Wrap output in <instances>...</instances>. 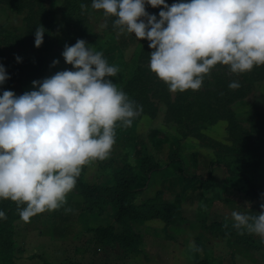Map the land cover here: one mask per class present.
Listing matches in <instances>:
<instances>
[{"label":"rangeland","instance_id":"rangeland-1","mask_svg":"<svg viewBox=\"0 0 264 264\" xmlns=\"http://www.w3.org/2000/svg\"><path fill=\"white\" fill-rule=\"evenodd\" d=\"M11 1L0 0V64L4 66L10 78L12 76L18 78L16 85L19 88L7 89L17 96L36 90L33 87V81H42L66 69L74 70L65 62L62 53L65 45H74L79 39L86 41L96 51L102 52L110 65L120 69L117 76L109 79L125 93L132 88L138 69L142 72L143 80L137 84L138 89L144 91L143 97L148 105L144 109L141 108L130 127L117 126L116 143L107 159L97 160L84 166V172H82L86 184L104 187L111 184L119 171L128 170L127 173L137 179V187L141 188L142 192V195L135 196L131 201V204L136 205L141 198L148 199L151 195L156 197L162 194L160 189L167 186V183L163 182L164 179L181 178L174 173L172 166H168L171 159L177 158L183 162L189 177L198 176V179L194 180L196 184L193 190L189 191L196 192L195 196L198 200L191 204L183 199L178 200L183 205L185 219L184 223H181L182 229L185 230L184 234L175 236L178 242L182 244V239L188 236L187 234L194 236L198 233L190 227L195 220L200 222L205 219L208 225L227 223L229 226L233 223L231 218L233 211L254 215L250 209L259 205L260 201L259 197L250 193V189L254 188L257 192L264 191V66H256L249 72L236 75L232 74L228 67L217 65L209 75L205 76L200 90L171 93L168 86L148 67L149 54L152 51L149 42L138 40L134 34L120 33L119 30L112 29L113 22L108 23L107 19L115 18L106 19L102 11L92 9V0L85 2L87 9L83 12L85 11L87 16L89 30L83 35L76 34L73 29V18L64 6L65 1L68 0H42L45 10L51 11L53 15L52 24L48 25V34L49 38L55 42L52 50L45 53L34 52L30 48V39L34 35L31 29L38 18L36 15L38 0H25V3L30 1V9L25 7L21 13L11 10L13 4ZM178 2L181 0H166L169 6ZM161 10L157 8V11ZM17 56L20 57L19 62L16 59ZM56 60H59V64L53 66ZM213 74H216L218 78L225 77L226 83L241 82L243 79L241 97L232 98L231 94L226 92L217 94L215 98L202 97L208 102L207 105H210V109H205L208 121L201 118L200 121L203 124L197 123V125L202 127H196L194 132L186 133L184 123L188 111L182 112L180 109L189 102L195 103L194 95L197 93L203 94L212 88ZM137 151L140 153V159L152 158L154 163L165 169L145 173L139 168L141 161L135 158L134 154ZM227 167L230 170L227 171ZM208 171L210 175L207 177ZM168 184H170L168 187L170 192L172 190L179 192L180 188L175 185L176 183L168 182ZM166 192L164 190L165 196ZM72 193L74 192L67 196L63 206L72 209L70 219L74 231L69 233L68 239H63L66 242H62L63 240L59 238L58 242L50 245L46 254L40 255V250L37 248L40 247V243L36 241L35 235L38 232L43 236L49 234L50 227L45 223H37L34 228L29 229L28 233L20 218L10 227L12 239L15 242L13 254L10 256L0 254V264H48V257L58 255V247H67L61 255L63 258H69L68 255L74 252L73 247L78 249L85 247L84 252L89 256L98 253L97 234L89 230L91 229L89 224L92 226V223L87 215L80 213V208L83 207L81 199L77 195L73 196ZM52 212L54 213L55 210ZM113 214L112 208H106L98 222L96 221L97 226L105 227L108 223L114 224L111 221ZM45 215L48 216L49 222V211L48 215L45 211L34 217L40 221ZM150 227L153 228V226ZM116 229L120 230L117 226ZM132 229L134 233L137 231V235L145 231L152 232L151 234L154 235L158 234L162 238L161 241L163 237L169 238V235H172L170 231L163 234L156 230H144V227L138 225H132ZM240 236L243 238L241 243L236 242L234 238L228 241L208 236L211 237L210 242L204 243L205 251H207L206 258L210 261V258L215 257L220 261H210L206 264H236L231 263L235 261L238 264H264V239L255 234H248L246 231ZM49 241V239L46 240L45 245ZM156 252L161 257V259L156 257V264L192 263L188 260L173 262L170 256H163L160 251ZM28 253H32L34 258L37 257L34 263L30 262L34 258L31 259ZM133 264L139 263L134 260Z\"/></svg>","mask_w":264,"mask_h":264},{"label":"clouds","instance_id":"clouds-1","mask_svg":"<svg viewBox=\"0 0 264 264\" xmlns=\"http://www.w3.org/2000/svg\"><path fill=\"white\" fill-rule=\"evenodd\" d=\"M146 5L162 9L159 19ZM91 7L114 17L120 33L149 42L148 67L171 93L200 90L217 65L236 75L264 66V0H181L171 6L166 0H92ZM45 31L36 28L37 48ZM62 56L74 70L33 81L36 90L20 96L9 90L0 95V199L15 202L25 222L61 208L82 168L107 159L117 126L130 127L141 111L109 79L120 69L102 52L79 39L65 45ZM8 79L0 64V85ZM260 207L256 215L233 211L232 227L264 239V203ZM0 219H6L4 211Z\"/></svg>","mask_w":264,"mask_h":264},{"label":"trees","instance_id":"trees-1","mask_svg":"<svg viewBox=\"0 0 264 264\" xmlns=\"http://www.w3.org/2000/svg\"><path fill=\"white\" fill-rule=\"evenodd\" d=\"M90 0H68L65 1L64 6L68 9L72 19L73 29L76 31V34L83 35L89 30V23L85 11L81 10L80 5L89 2ZM11 10L16 13H21L24 11L25 7L30 9V1L25 3V0H12ZM38 10L36 15L38 16L37 21L33 23L32 29L34 35L30 39V48L34 52L45 53L46 51H51L55 42L49 38L48 34V25L52 24L53 15L51 11H46L42 0L37 2ZM32 10V8H31ZM30 10V11H31ZM75 11H78L75 13ZM146 11L149 14H154L159 16L157 8H153L150 5L146 7ZM159 19V17H158ZM108 23H112L114 19H107ZM43 25L45 28L44 43L40 48L35 46V31L36 28ZM112 29L115 28L112 25ZM109 63V61H108ZM143 76L140 69L137 71V77L135 76L134 83L131 89L126 91V94L136 102L140 108L144 109L148 104H146V99L144 96V91L138 89V84L142 82ZM208 80V79H207ZM222 80V81H221ZM225 77H217L216 74H213V84L212 88L208 89L203 94L197 93L194 95L195 103L189 102L186 106H183L180 110L188 111L185 115L186 120L184 127L186 133H192L198 126L197 123H201L200 119L208 121L206 116L205 109H210V105H207L208 102L202 99L205 96L216 97L217 94L226 92L231 94L232 98L241 97L243 89L241 88V82L239 81L240 87L238 89H230L228 83L225 82ZM18 80L17 77L12 76L8 82L0 85V93L3 90L10 89L12 84L16 83ZM225 82V83H224ZM138 83V84H137ZM234 91V92H233ZM192 110V112L190 111ZM194 112V114H193ZM199 116V117H197ZM119 126V125H118ZM135 158L141 161L139 168L142 169L145 173L151 171H161L165 168L159 167L156 163L153 162L152 158L140 159V153L137 151ZM173 158V157H171ZM150 164V165H149ZM168 166H172V169L175 174L179 175L186 183H192V181L197 180L198 176L189 177L185 171L184 164L180 159L174 158L171 159L168 163ZM222 166V165H221ZM230 170L227 167V171ZM84 172V167L82 168ZM81 171L80 176L77 179L76 187L72 192L81 197L82 202L86 210L93 217H100L103 215L105 209L108 206L117 208V211L114 215V220L117 224L121 226V235L114 233V228L111 225L105 227L95 228L96 242L99 248L103 249L107 246L119 247L122 254L125 256H130L131 254H136L138 251V240L139 235L134 233L131 227V223H143L148 220L159 219L164 222L165 225H176L183 222L185 219L181 215V211L173 203L167 204L162 203L161 194L156 197L147 199L144 203L140 205L131 204V201L140 192V188L137 187V179L134 176L127 173L128 170L122 169L117 173L110 185L101 186V185H88L83 180V172ZM207 177L210 175L208 171ZM232 175V173H230ZM252 195L259 197V205L253 206L250 209V212L254 215L262 211L260 205L264 203V191L257 192L254 188L250 189ZM250 194V195H251ZM20 208H23L24 205H20ZM0 211H4L6 214V219H0V254L2 255H12L13 249L15 247V242L12 239V232L10 230L11 225L14 221L20 219L18 214V205L11 200H2L0 199ZM201 221V220H200ZM202 222V221H201ZM203 223V222H202ZM208 228L216 231L220 236L227 238H234L236 242H243V238L239 235L236 229L229 225L227 228L224 225L219 223H212ZM8 257V256H7ZM7 261H10L7 259ZM12 261V258H11Z\"/></svg>","mask_w":264,"mask_h":264},{"label":"crops","instance_id":"crops-1","mask_svg":"<svg viewBox=\"0 0 264 264\" xmlns=\"http://www.w3.org/2000/svg\"><path fill=\"white\" fill-rule=\"evenodd\" d=\"M15 88H19L17 87L16 83L12 84L11 89L14 90ZM167 181L171 182V184L176 183L175 185H177L180 188L179 192L178 191L175 192V190H172V192H170L168 190V187L170 184H168ZM163 182H166L167 186H164L162 190L160 189V191L162 192L161 194L162 203H167V204L173 203L177 208L180 209L181 215L183 217V213H184L183 212L184 210L182 209L183 205L178 200L183 199V201H188L189 202L188 204L195 203L198 200L197 197L195 196L197 193L196 192L193 193L192 191L191 192L189 191L193 190V186L194 184H196V182L194 181L189 184V183H186L181 178H177V177H171L168 179H164ZM164 190L167 191L166 196L164 194ZM188 193L190 195H188ZM72 195L76 196L75 193H72ZM138 195H142V192L141 191L138 192L136 196ZM186 195L188 197H186ZM79 198L81 199V197ZM150 198H153V196L151 195L148 197V199ZM146 200L147 198L146 199L141 198L139 200V203L136 205H140L144 203ZM81 203L83 207L80 208L81 210L80 213L84 216L87 215L89 217L90 223H92V226L91 224H89L91 227V229L89 230L95 233L94 230L97 226L96 221L98 222L101 216L94 218L86 210L82 202V199H81ZM63 206L55 210L54 213L52 211H49V217H50L49 222H48V216L45 215L44 219H40V221L37 220L36 217H34V219H30L28 222L23 221L22 223L24 225V228L28 230L27 231L28 233H29V229L34 228L37 225V223H40V224L45 223L50 227V231L48 232L49 234L43 236L42 233L38 232V234L35 235L36 241L38 240V243H40V247H37L40 250V252L38 251L39 253H41L40 255L46 254V252H48V248H50L53 244H55V242H58L57 240H60L59 238H61V240L68 239L69 233L74 232L73 227H72V221L70 219L71 211L70 212L66 211L67 208ZM107 208H112L114 210V214L112 215V218H111V221L114 222V224L108 223L107 225L113 226L114 233L121 235V226L117 224L114 220V215L117 211V208L112 207V206H108ZM46 212L48 215V211ZM195 221H198V220H195ZM195 221L193 222V225H190V227L198 231V233L195 234L194 236H190L189 234H187L188 236L182 239V244L178 242V239L175 238L176 235L181 234V233L184 234L185 232V230L182 229L183 228L181 224L182 222L176 225H165L163 221L159 219H153V220L145 221L143 223H131V227L132 225H138L139 227L140 226L144 227V230L146 229L156 230V231L162 232L163 234L170 231L172 235H169V238H167V236L166 238L163 237V241H161L162 238L158 236V234L154 235V234H151L152 232L150 233L146 231L144 233L139 232L138 249H137L138 252L135 254L134 257L123 255L121 249H119V247L117 246L116 247L107 246L103 248V250H101V248H99L100 246L97 245L98 253H95L94 256L87 255V253H85L83 249L85 247L79 246L80 249H78V247L77 248L73 247L72 251L74 252H72L71 255H68L69 258H63L61 257V255H63L67 247H58L57 248L58 255L52 258L48 257V264H133L134 260L137 261V263L139 264L140 263L141 264H156V257L158 256L156 251H160V254H162L163 256H170V259L173 262H179L181 260H186V261L188 260V262H192L190 264H198V263L206 264L207 262H210V261L219 262L220 260L215 257L210 258V261L206 258L207 251H205L204 243H206L207 241L210 242L209 240L211 239L212 236H215L217 240L225 239L229 241L232 238L222 237L213 229L208 228V226L210 225H208L207 222L205 223V219L201 220L203 223L201 221L200 222L198 221L197 223L199 224L195 223ZM116 226L120 229L119 231H117ZM150 226H153V228ZM30 234H32L31 231H30ZM136 234H138L137 231H136ZM208 236H211V237H208ZM48 239L50 241L47 245H45V241L46 240L48 241ZM62 242H66V241L63 240ZM183 244H185V246H183ZM41 245H44V246H41ZM235 246L239 247V245L238 246L235 245ZM169 248H171L172 250L169 251L168 250ZM68 250H69V247H68ZM43 251L45 253H43ZM28 254L31 256L33 255L32 253H28ZM202 254L203 256H201ZM31 256H29L31 259L34 258L33 256L32 257ZM211 256L212 255H210V257ZM158 257L161 259L160 256ZM36 258L30 260V262L34 263V261L37 260ZM139 258H140V261H139ZM231 263L238 264L237 261L231 262Z\"/></svg>","mask_w":264,"mask_h":264}]
</instances>
